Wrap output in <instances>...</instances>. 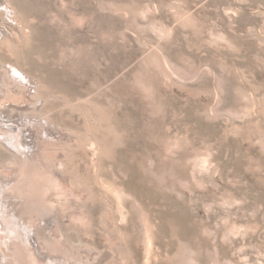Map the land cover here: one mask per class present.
I'll return each mask as SVG.
<instances>
[{
	"label": "rangeland",
	"instance_id": "obj_1",
	"mask_svg": "<svg viewBox=\"0 0 264 264\" xmlns=\"http://www.w3.org/2000/svg\"><path fill=\"white\" fill-rule=\"evenodd\" d=\"M0 264H264V0H0Z\"/></svg>",
	"mask_w": 264,
	"mask_h": 264
},
{
	"label": "bare ground",
	"instance_id": "obj_2",
	"mask_svg": "<svg viewBox=\"0 0 264 264\" xmlns=\"http://www.w3.org/2000/svg\"><path fill=\"white\" fill-rule=\"evenodd\" d=\"M6 9V8H5Z\"/></svg>",
	"mask_w": 264,
	"mask_h": 264
}]
</instances>
